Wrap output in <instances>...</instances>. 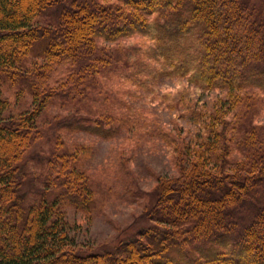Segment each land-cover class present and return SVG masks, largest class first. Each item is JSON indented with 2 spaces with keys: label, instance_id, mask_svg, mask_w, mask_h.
Returning <instances> with one entry per match:
<instances>
[{
  "label": "trees",
  "instance_id": "obj_1",
  "mask_svg": "<svg viewBox=\"0 0 264 264\" xmlns=\"http://www.w3.org/2000/svg\"><path fill=\"white\" fill-rule=\"evenodd\" d=\"M141 91L177 132L131 104ZM210 91L212 109L193 102ZM69 131L125 133V174L85 168ZM148 136L177 174L144 191L127 162ZM114 196L143 199L131 231L78 243L68 207ZM0 264H264V0H0Z\"/></svg>",
  "mask_w": 264,
  "mask_h": 264
},
{
  "label": "rangeland",
  "instance_id": "obj_2",
  "mask_svg": "<svg viewBox=\"0 0 264 264\" xmlns=\"http://www.w3.org/2000/svg\"><path fill=\"white\" fill-rule=\"evenodd\" d=\"M153 87L158 93L163 91L173 92L178 89V83L175 80L161 78L153 84ZM4 94L13 103H11L13 111L23 109L20 102H15L14 95L6 88L4 89ZM216 94H219V92H195L193 102L199 107L205 105L212 109L216 102ZM129 97L133 106L143 111L149 110V114L158 122L164 124L167 129L177 132L173 124L177 111L168 104L163 103L159 95L153 96L147 91H141L138 96ZM25 98L29 100L30 97L26 94ZM54 107L51 106V108ZM192 116L189 113L188 116L179 119L182 131H193L198 126ZM63 136L66 143L75 141L83 145L84 157L82 165L85 168H111V172L125 174L126 168L120 164L121 157L118 155L119 145L124 139L125 133L113 140H106L83 131H69L65 132ZM130 157V161L127 164H129L131 172L135 176V183L144 191H149L156 186L158 176L177 174V169L174 168L169 156L168 147L157 136H148L140 139L138 146L130 153ZM142 202L143 199L130 201L129 199L124 200L114 196L108 200V204L104 208L101 207V210L91 218H87L85 214L69 206L67 209L68 217L72 223L76 224L74 233L77 242L87 244L89 247L94 246L95 248L107 244L112 245L118 238L131 231V229L127 230V228L133 224L135 218L140 217L143 211Z\"/></svg>",
  "mask_w": 264,
  "mask_h": 264
}]
</instances>
